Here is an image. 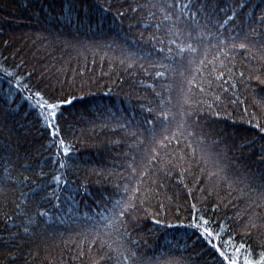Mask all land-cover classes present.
<instances>
[{"label": "trees", "instance_id": "1", "mask_svg": "<svg viewBox=\"0 0 264 264\" xmlns=\"http://www.w3.org/2000/svg\"><path fill=\"white\" fill-rule=\"evenodd\" d=\"M109 2L121 5L127 16L117 19L116 7L103 12L100 5ZM136 2L145 0H0V264H94L99 259L98 247L89 251L90 225L81 217L112 190L116 177L109 173L122 171L128 162L125 153L134 143L129 133L143 131L142 122L152 118L146 108L156 104L152 89L146 87L153 80L121 64L129 51L142 49L139 54L146 56L152 50L146 41L153 32L143 27L148 21L129 8ZM238 2L212 0L218 8ZM248 11L264 13V0H246V7L227 27L244 24ZM225 18L219 11L214 17L220 22ZM257 39L264 40V35ZM247 55L241 52L235 61L237 71L244 70L246 76ZM261 64L264 61H253L251 68L259 71L252 73L250 82L238 84L243 103H229L233 97L225 93L224 104L201 109L193 147L199 152L198 141H205L206 151L219 157L228 183L221 177L209 179L196 167L184 177L178 168L152 177L159 195L138 206L133 213L137 220L129 225L143 264H219L195 230L182 226L190 222L193 203L217 226L224 224L237 244L246 242L257 252L264 245V196L259 194L264 192V133L254 126L257 121L264 126V84L255 78L264 80ZM173 67L175 72L168 75L174 81V111L179 112L187 91L185 77H191L195 65L178 60ZM5 68L14 76L8 77ZM21 78L34 91L76 98L63 109L61 121L73 148L69 167L62 170L69 183L59 193L60 201L49 196L55 187L51 176L57 166L50 162L55 150L48 147L50 138L36 110L24 100L28 91L17 89ZM150 147L146 143L144 150ZM173 150L180 151L175 144L169 149ZM208 169L217 170L212 163ZM6 175L10 179L5 180ZM25 176L28 181L21 185ZM22 192L28 193L27 207L17 209ZM37 205L47 216L34 215ZM27 216L36 222L29 225Z\"/></svg>", "mask_w": 264, "mask_h": 264}, {"label": "snow or ice", "instance_id": "2", "mask_svg": "<svg viewBox=\"0 0 264 264\" xmlns=\"http://www.w3.org/2000/svg\"><path fill=\"white\" fill-rule=\"evenodd\" d=\"M113 7L117 8V19L127 16V10L121 11L122 6L119 4L109 2L107 5H100L103 12H108ZM245 7L246 0H239L238 5L233 4L229 8H218L212 4V0H145L144 3L129 5L132 13L140 14V20L148 21L143 27L153 32L146 41L152 45V50L146 56L139 54L142 49L129 51L127 59L121 60V64L127 63L128 69L138 70L147 79L153 80V83L147 84L146 87L152 89L156 104L146 108L152 118L142 122L140 127L143 131L129 133L134 143L128 146L129 152L125 153L128 162L121 166L122 171L109 173L110 177H116L112 190L106 195L102 194V198L95 201L96 207L88 208L81 217L90 225L92 239L89 251L98 247L101 253L94 264H143L138 241L133 239V229L129 225L137 220L133 213L138 206H143L152 196L159 195L153 187L159 186L153 176L160 173L168 175L178 168L179 175L184 177L196 167L202 173H207L209 179L221 177L228 183L229 177L222 175L225 169L221 166L219 157H214L206 151L203 139L198 141V152L197 147H193V140L197 137V126L202 118L201 109H213L224 104L222 97L225 93H230L233 97L229 103H243L237 94L238 84L250 82L253 79L252 73L259 71L251 68L253 61H264V40L257 39L259 35H264L258 31L264 29V13L256 16L252 11H248L244 24L236 28L227 27L230 22L236 21L238 13ZM217 11L225 14L223 22L214 19ZM253 24L257 27H253ZM211 52L216 54L208 59ZM241 52L248 53L244 59H247L249 64L243 66L249 72L247 76L244 70L237 71L235 61L237 54ZM140 60H147V64L139 63ZM178 60L181 63L187 60L189 66L195 65L191 77H185L187 91L179 105V112L174 111V81L168 75L175 72L173 65ZM261 68H264V64H261ZM3 71L8 77L14 76V73L6 68ZM180 75L184 76V73ZM255 78L264 84L260 76ZM157 83L160 84L159 91L156 90ZM16 86L18 90L28 91L29 94L24 96V100L36 110L41 126L50 138L48 147L55 150L54 159L50 161L57 166L51 176V183L55 187L49 196L60 201L59 193L64 190L63 186L69 183L62 170L69 167L67 160L73 148L63 135L61 121L64 118L63 109L66 105H71L76 98L51 96L34 91L28 84H22V78L17 80ZM254 126L264 133V126L258 121ZM158 128L161 129L159 134ZM146 143H150L152 147L145 151ZM173 144L180 151H169ZM209 163L217 170L209 171ZM25 170H28L27 165ZM4 171L7 173L8 169L5 168ZM4 179L8 180L10 177L6 175ZM27 181L28 177L25 176L19 183L26 185ZM180 182L183 184V179ZM228 186L231 188L232 184L229 183ZM184 187L187 188V184H184ZM32 191L35 192V188ZM188 191L191 195V189ZM251 191L255 193L257 190ZM259 194L264 196V192ZM21 196L24 199L16 205L17 209H20L21 205L27 207L28 193L22 192ZM34 215L45 217L47 213L39 210L37 205ZM8 219L11 220L12 217ZM189 219L190 222L182 226L195 230L194 234H198L213 250L219 264H264V245L257 252L251 245L246 246V242L237 244L235 236L229 233L224 224L217 226L215 221L205 217L195 203L191 204ZM35 222L33 216H27L29 225ZM156 223H159V220ZM23 231L28 233L29 228L24 226Z\"/></svg>", "mask_w": 264, "mask_h": 264}]
</instances>
